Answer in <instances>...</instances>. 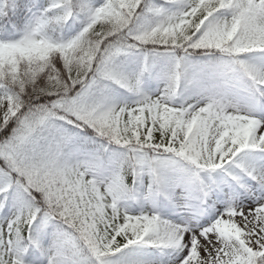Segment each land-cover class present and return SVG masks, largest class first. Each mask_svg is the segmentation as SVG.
<instances>
[{
  "label": "snow or ice",
  "instance_id": "obj_1",
  "mask_svg": "<svg viewBox=\"0 0 264 264\" xmlns=\"http://www.w3.org/2000/svg\"><path fill=\"white\" fill-rule=\"evenodd\" d=\"M0 264H264V0H0Z\"/></svg>",
  "mask_w": 264,
  "mask_h": 264
}]
</instances>
